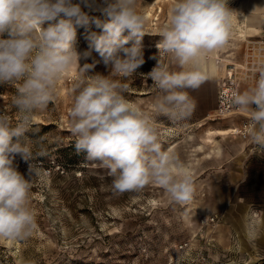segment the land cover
Wrapping results in <instances>:
<instances>
[{"label":"rangeland","instance_id":"obj_1","mask_svg":"<svg viewBox=\"0 0 264 264\" xmlns=\"http://www.w3.org/2000/svg\"><path fill=\"white\" fill-rule=\"evenodd\" d=\"M233 1L229 0L230 8ZM173 2L137 0L147 32L160 30L170 18ZM235 15L231 40L220 50L221 59L228 61L220 62L219 78L188 90L196 101L191 117L173 124L158 116L154 122L163 148L176 153L192 175V199L183 205L173 203L154 183L139 191L115 193L107 170L76 151L69 120L78 74L73 65L58 82L54 100L34 114L27 133L32 163L39 172L29 193L37 228L24 240L0 239V264H249L264 257V149L251 145L247 136L220 132L245 121L243 115L219 113L227 72L233 70L235 91L254 86L247 63L253 38L233 39L240 27ZM90 31L100 29L94 24L77 28L78 52L89 49ZM159 40L146 34L145 63L132 76L112 77L127 85L128 100L150 114L161 94L147 77L157 63L153 57ZM92 56L99 59L94 51ZM159 58L170 71L178 70L170 54L161 52ZM83 63H92V58ZM109 72L100 62L89 74ZM18 87L19 83L0 85V112L13 125L20 120L13 104ZM15 162L27 175L28 164L19 156Z\"/></svg>","mask_w":264,"mask_h":264},{"label":"clouds","instance_id":"obj_2","mask_svg":"<svg viewBox=\"0 0 264 264\" xmlns=\"http://www.w3.org/2000/svg\"><path fill=\"white\" fill-rule=\"evenodd\" d=\"M234 12L229 0H174L170 18L150 33L137 0H0V85L19 83L13 104L20 113L13 125L0 112V239L24 240L37 228L29 193L39 172L27 133L34 114L54 100L58 82L73 65L78 74L69 120L76 151L107 170L115 193L154 183L173 203L189 202L192 175L176 153L163 148L154 122L158 116L173 124L191 117L196 101L188 90L213 79L207 59L230 42ZM89 24L100 31H90L89 49L78 52L77 28ZM146 34L160 37L157 63L147 74L161 93L151 114L128 100L127 85L112 78L132 76L145 63ZM161 52L171 55L177 71L161 64ZM89 58L92 63L81 65ZM100 62L109 74H89ZM254 72V86L233 92L228 103L249 113V142L264 149V62ZM17 156L28 164L27 175L18 170Z\"/></svg>","mask_w":264,"mask_h":264},{"label":"crops","instance_id":"obj_3","mask_svg":"<svg viewBox=\"0 0 264 264\" xmlns=\"http://www.w3.org/2000/svg\"><path fill=\"white\" fill-rule=\"evenodd\" d=\"M231 8H233L235 11L233 13L234 16L237 14V17L240 20L238 23L240 27L238 31L233 34V39H254L261 35L264 21V0H234L232 2ZM235 20L236 18L234 17L233 24H236ZM220 50L221 49L209 54L207 59V64L214 73V77L211 80L219 78L223 68L220 62H222L224 65V62L228 61L224 58L221 59ZM233 64L234 66L239 65L238 63ZM229 130L230 129H224L220 132L223 135H228L230 134ZM249 264H264V257Z\"/></svg>","mask_w":264,"mask_h":264},{"label":"built area","instance_id":"obj_4","mask_svg":"<svg viewBox=\"0 0 264 264\" xmlns=\"http://www.w3.org/2000/svg\"><path fill=\"white\" fill-rule=\"evenodd\" d=\"M262 62H264V21H263L262 34L258 36L256 39H252L250 41L248 55H247V63L249 65V70L253 72L254 84H255L254 66ZM234 83L235 81L230 76H228L227 82L222 85L220 97H219L220 99L219 113L221 116H230L235 114L243 115L245 117V121H243V123L239 127L233 130L236 133L246 137L248 133L247 123L249 119V113L241 109L232 107L228 103V98L231 96L233 92H236L234 89L231 88L234 85Z\"/></svg>","mask_w":264,"mask_h":264},{"label":"bare ground","instance_id":"obj_5","mask_svg":"<svg viewBox=\"0 0 264 264\" xmlns=\"http://www.w3.org/2000/svg\"><path fill=\"white\" fill-rule=\"evenodd\" d=\"M233 66H234V65H233ZM240 66H241V65L234 66V67L236 68V67H240ZM233 69H234V68H233ZM227 75L230 76V77L232 78V75H233V74H232V70H231V71H228V72H227ZM231 132H235V131H234V130H229V133H230V134H231Z\"/></svg>","mask_w":264,"mask_h":264}]
</instances>
